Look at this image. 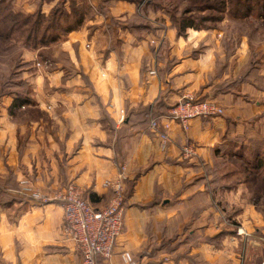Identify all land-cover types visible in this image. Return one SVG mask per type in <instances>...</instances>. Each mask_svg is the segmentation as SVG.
<instances>
[{
	"label": "crops",
	"instance_id": "1",
	"mask_svg": "<svg viewBox=\"0 0 264 264\" xmlns=\"http://www.w3.org/2000/svg\"><path fill=\"white\" fill-rule=\"evenodd\" d=\"M106 1L87 0L90 15L62 41L73 73L65 76L60 63L44 75L33 72L38 91L33 98L46 118L14 119L8 113L11 97L0 110V264H80L57 198L75 184L85 197L92 194L95 204L103 205L110 195L103 184L121 164L131 190L123 229L106 264H123L124 251L131 254V264H261L262 242L254 247L257 242L227 233L233 231L228 225L220 228L213 192L202 173L214 149L231 135L228 122H239L242 115L234 111L248 104L241 101L245 92L234 90L246 40L225 57L224 47L208 30L177 35L168 22L151 18L163 27L155 32L112 27L111 19L126 21L135 5ZM39 2L14 0V8L33 12ZM57 2L43 0L40 9L47 13ZM99 5L106 6V14L96 10ZM233 59L239 66L231 76ZM255 93L250 114L260 115L264 89L255 88ZM186 95L215 100L224 113L193 118L186 131L170 121L168 129L158 130L169 137L161 148L158 132L145 126L141 117L146 113L139 112L143 107L155 111L159 100L170 108ZM121 108L125 121L118 124ZM166 117L159 123H166ZM185 143L195 147L191 158L181 156ZM24 179L47 201L24 197Z\"/></svg>",
	"mask_w": 264,
	"mask_h": 264
},
{
	"label": "rangeland",
	"instance_id": "2",
	"mask_svg": "<svg viewBox=\"0 0 264 264\" xmlns=\"http://www.w3.org/2000/svg\"><path fill=\"white\" fill-rule=\"evenodd\" d=\"M107 1L110 3L114 0ZM261 3L258 0H151L148 12L135 7V11L126 17L136 22L143 18L161 23L166 21L175 33L183 20H189L199 29L186 28L182 36H185L187 29L208 30L220 46H228L232 53L240 40H246L245 50L239 51L243 54L241 72H237L239 63L235 59L232 60L230 70L231 76L233 70H236L234 74L241 75V78L234 77V90L245 92L241 101L248 104L234 111V114L242 115L239 122H228L227 128L232 129L231 135L214 149L202 173L205 177L204 185L213 192L215 207L220 214L217 223L222 224L220 228L225 225L233 228V231L245 228L241 230V235L236 236H242L244 242L252 245L257 242L258 245L254 247L261 246L260 242L264 244V166L256 170L249 162L254 159L255 147L264 144V113L250 114L255 107L256 99H252L256 97L255 88L264 89V75L261 74L264 73V4ZM4 9L0 7V31L5 35L8 32V36L0 38V110L4 108L7 98H12L19 90L30 93L32 98L38 93H35L32 82L35 77L33 72L44 75L54 69L57 63L65 69V76L68 72L73 73L74 69L62 49L66 33L49 45L35 46L31 31L35 18L21 25L26 18L20 14L26 15L29 12L18 11L14 8V2L12 8L9 7L11 10ZM101 9L98 7L96 10L101 13ZM49 12L44 13L46 17ZM42 19L46 22L47 18ZM112 25L119 26L114 23ZM167 47L165 43L164 48ZM76 70L74 72L79 71ZM231 80L233 86L234 81ZM244 80L247 81L239 86Z\"/></svg>",
	"mask_w": 264,
	"mask_h": 264
},
{
	"label": "built area",
	"instance_id": "3",
	"mask_svg": "<svg viewBox=\"0 0 264 264\" xmlns=\"http://www.w3.org/2000/svg\"><path fill=\"white\" fill-rule=\"evenodd\" d=\"M155 74V70L150 71ZM224 113L223 107L215 100L206 99L195 101L192 95H186L181 101L169 109L166 123H159L152 119L149 128L158 132L160 127L168 129L170 121H175L184 131L188 130L190 120L197 117L207 118L219 116ZM125 121L124 109H120L116 122ZM161 148L169 140L166 132H158ZM196 154L192 144L181 147V156L191 158ZM128 179L126 166L121 164L117 174L104 182V187L110 192L107 203L97 207L90 202L83 191L75 184L67 185L59 194L58 200L63 207L64 230L75 243L76 250L81 255L80 264H106L111 255L115 242L124 225L126 181ZM20 192L29 199L46 202L47 199L41 191L33 188L27 179L20 181ZM241 230H237V235ZM123 264H131L132 256L124 251L121 254ZM261 264H264V260Z\"/></svg>",
	"mask_w": 264,
	"mask_h": 264
},
{
	"label": "trees",
	"instance_id": "4",
	"mask_svg": "<svg viewBox=\"0 0 264 264\" xmlns=\"http://www.w3.org/2000/svg\"><path fill=\"white\" fill-rule=\"evenodd\" d=\"M43 0H41L42 2ZM130 3H133L138 10H142L143 12H148L149 7L151 6V0H125ZM261 1V4H264V0H258V2ZM14 0H0V7L12 8ZM39 2L38 7L35 11L29 12L26 15L20 14L22 18H26L21 25H25L27 23H30L31 20L35 18L34 21H32L33 27L31 29L32 35H34V44L35 46L41 45H49V43L57 40L59 37H61V34L68 33L71 30L79 28L83 22L84 19L90 15L91 12V6L87 2V0H82L81 2H78L77 0H59L58 4H56L49 12L48 16L41 11ZM108 2V1H107ZM10 3V4H9ZM67 3V5H66ZM101 9V13L106 14L107 10L106 6L101 5L99 8ZM5 10V9H4ZM11 10V9H9ZM46 19V22L43 21V19ZM183 20V19H182ZM43 22V23H42ZM111 23L119 25L121 27H125L131 32L134 31H143L148 32L152 31L155 32L156 30L160 29L162 26L156 25L151 23L147 18H143L141 21L136 22L132 18H129L126 20V22H122L116 19H111ZM176 27V26H175ZM186 28H195V25L191 21L183 20L181 25H179V30H177L176 34L181 35ZM8 31V30H7ZM7 34H3V32L0 31V38H6L8 36ZM246 35V34H245ZM30 38V35L28 36ZM225 57H228L231 55L232 50L228 48V46H225ZM81 76L84 78L85 75L81 73ZM222 85V84H221ZM219 85V87L221 86ZM195 101H202L206 99H196ZM177 104V103H176ZM175 104V105H176ZM157 109L155 111L147 112L149 111V107H143L141 108V112H139L140 116L142 113H146V117L143 115L141 118H143L142 122L145 124V126L148 127L152 119L159 120L163 116L169 115V109L162 100H159L157 102ZM8 113L13 117L14 119H20L22 117H25L26 119L34 118L39 119L40 117H45V111L40 109L36 106L34 98H32L30 93H27L26 91L23 92L19 90L18 92L14 93L12 96V102L10 106L8 107ZM150 115V117H149ZM110 123L111 120L107 119ZM162 127L159 128V130ZM154 133V132H152ZM243 155V154H242ZM244 156V155H243ZM242 157V156H241ZM254 159L249 160L251 164H253L254 168L260 169V167L264 166V144H261L258 148L255 147V156ZM131 190V183L129 181L126 182V193H125V202H126V195ZM110 193V192H109ZM110 197V195H109ZM108 197V199H109ZM90 202L94 204L97 207L103 206L107 203V201L103 204L98 206L95 204V202L98 200L97 197H94L92 194L90 198L88 197ZM226 233V232H224ZM231 234L237 235V229H234V231L231 232Z\"/></svg>",
	"mask_w": 264,
	"mask_h": 264
}]
</instances>
